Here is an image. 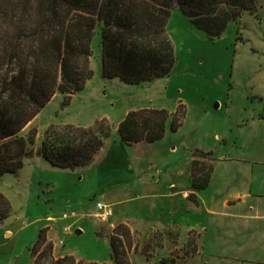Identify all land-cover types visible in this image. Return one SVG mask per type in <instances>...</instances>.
<instances>
[{
    "label": "rangeland",
    "instance_id": "1",
    "mask_svg": "<svg viewBox=\"0 0 264 264\" xmlns=\"http://www.w3.org/2000/svg\"><path fill=\"white\" fill-rule=\"evenodd\" d=\"M167 30L176 53L171 73L167 77L140 84H126L118 78L102 77L101 33L98 30L91 42L92 78L66 105H62L61 94L54 95L41 111L39 126L46 128L50 123L92 124L105 117L114 129L116 125L112 123L136 102L144 101L175 110L182 100L185 104L183 120L188 106L191 111L189 117L197 119L191 141L201 142L206 148L211 146L208 151H212L215 158L212 187L203 188L201 192L207 193L209 200H213V189L225 194L242 186V170L249 164L254 167V178L249 177L248 185L253 180V187L258 190L260 183L256 182V178L261 175L264 179V164L260 163L264 161V124L260 133L250 128H234L226 133L229 128L226 125L248 115L253 105L259 108L257 110L264 111V102L254 93L264 86V0H257L254 12H243L214 39H210L178 9L171 12ZM218 98L230 103L229 117H226L225 109L216 107ZM204 107L218 117L204 120ZM224 131L230 137L226 144L213 140L215 132L222 136ZM42 133L43 130L35 137L34 149L39 146ZM237 139L238 143L235 142ZM197 149L204 151L203 148ZM131 156L130 149L120 153L119 161L111 164L110 170L116 173H108L99 179L94 173L87 174L84 167L56 168L43 158L35 161L34 156L27 157L18 172L1 175L0 192L9 199L12 213L6 220L8 226L0 231V264H31L30 247L38 231L48 224L58 226L54 233L56 241L48 238L47 230L55 257L64 256L57 252L60 249L76 259L109 261V235L117 224L123 222L112 219L113 226L108 222H97L94 207L99 193L96 190H115L120 196L122 203L112 206L114 219L126 212L129 219L135 214H142L143 200L134 198L142 196L144 190L140 185L150 175L146 176L149 172H143L146 168L139 166L131 170ZM247 173L250 174L249 170ZM135 183L139 186L137 189H133ZM219 200L220 195L216 194L215 201ZM161 202L159 198L144 200L149 207L146 214L152 219L157 218ZM72 212L77 214L71 216ZM48 215L56 220L47 222ZM126 225L131 230V248L119 234L117 237L122 241L118 244L121 245L119 249L122 251L124 247L129 264H161V260L165 261L164 264H203L196 256L201 245L198 231L190 232L185 240H178V231L169 233L163 229H153L143 233L138 228ZM6 230L12 233L7 235ZM188 241L192 242L188 245ZM239 248L236 246L238 252ZM241 253L246 252L241 249Z\"/></svg>",
    "mask_w": 264,
    "mask_h": 264
},
{
    "label": "trees",
    "instance_id": "2",
    "mask_svg": "<svg viewBox=\"0 0 264 264\" xmlns=\"http://www.w3.org/2000/svg\"><path fill=\"white\" fill-rule=\"evenodd\" d=\"M256 8L257 0H0V176L18 172L33 156L56 168L87 166L111 136L105 117L87 126L50 123L36 149L37 128L23 132L54 94L60 93L66 105L92 78L91 42L98 30L102 77L140 84L172 71L176 53L167 23L173 10H181L214 39L243 12ZM184 114L181 101L172 113L165 108L130 110L116 132L126 145L153 143L163 138L169 118L176 131ZM191 155V188L198 191L210 184L215 158L212 151L197 148ZM188 199L194 200V194ZM11 213L9 199L0 192V226ZM118 234L131 248V230L119 223L109 235V261L94 262L55 257L47 228H42L30 247L31 264H129Z\"/></svg>",
    "mask_w": 264,
    "mask_h": 264
},
{
    "label": "crops",
    "instance_id": "3",
    "mask_svg": "<svg viewBox=\"0 0 264 264\" xmlns=\"http://www.w3.org/2000/svg\"><path fill=\"white\" fill-rule=\"evenodd\" d=\"M254 93L260 101L264 102V86L258 88V91H254ZM58 94L60 95V93L54 95L58 96ZM77 95H73L71 99L74 100ZM180 101L183 103L182 100ZM216 107L219 110L225 109L226 117L230 116V103L228 101L218 98ZM141 108L166 107L148 104L144 101L136 102L126 108L120 118L112 124L114 126L117 125L130 110ZM257 109L259 108L253 105L248 115L241 118L238 117L233 124L228 123L226 126L229 128L226 133L232 132L234 128H250L253 132L260 133V129L263 128L264 124V111ZM167 110L170 113L174 111V109ZM41 111L28 123L23 132H26L30 127H36L39 134L40 131L45 129L41 128L38 123ZM203 111L204 120L218 117L215 113H211L208 107H204ZM190 112V107L188 106L185 119L176 131L170 129L171 118H169L163 138L153 143L140 141L126 145L120 140L115 127L112 136L105 141L103 147L94 156L92 161L87 166H84L87 174L94 173L98 179L108 173H116L110 170L112 168L111 164L119 161L120 153L128 152L130 149L132 152L129 162L131 170L133 167L139 166L142 169L146 168L143 172H149L146 176L150 175V178L142 186L140 185L144 190L142 196L134 198V200L142 198V214H135L132 219H129L126 212L123 216L114 219L115 210L112 208L113 215L108 223L110 226H113L114 222L111 221L113 219V221L123 222L133 228H138L143 233L152 231L153 229L178 231V240H185L190 232L198 231L201 245L196 256L199 260H202L203 264H264V184H261V182H264V179L261 175L256 178V182L260 183L258 190L254 189L253 180L249 186V177L253 176L254 178V167H252V164H249L245 165L246 167L242 170L244 171L243 181L241 182L242 186L225 194L222 191L219 192L220 190L213 189V200H209L207 193H203L201 190H192L190 172L191 151L195 148H203L204 151H208V149H211V146L206 148L201 142L191 141L196 131L197 119L194 117L190 118ZM80 125L87 126L90 124ZM225 131L222 136H219L215 132L213 140L217 142L222 141L223 144H226L230 137L225 135ZM235 142L238 143V139ZM34 157L35 161L39 162V158L41 157ZM260 163L264 164V161ZM248 170L250 176L247 173ZM181 177L183 178L181 179ZM212 181L213 173L211 182L207 187H212ZM138 187V184L135 183L133 189H137ZM96 192L99 193L97 201H105L111 204V206L122 203L119 199L120 196L118 197V193L115 190L105 192L97 188ZM191 193L194 194V200L188 199ZM216 194L220 195L219 201H215ZM151 198L162 199V205L159 204L158 206V216L153 219L149 214H146L149 213V207L144 203L145 199ZM76 214L72 212L71 216ZM54 220H56L54 216L48 215L46 217L47 222ZM7 226L8 223L5 221L0 226V231ZM57 227L56 225H46L48 238L52 241H56L54 233L58 229ZM68 227L69 225L66 226V228ZM78 232L80 231L78 230ZM6 233L10 235L12 232L11 230H6ZM236 246L241 247L239 248L240 252H238ZM241 249L246 253H241ZM57 252L62 253L61 255H67L65 252L60 251V249H57ZM256 252L259 253L256 254Z\"/></svg>",
    "mask_w": 264,
    "mask_h": 264
},
{
    "label": "built area",
    "instance_id": "4",
    "mask_svg": "<svg viewBox=\"0 0 264 264\" xmlns=\"http://www.w3.org/2000/svg\"><path fill=\"white\" fill-rule=\"evenodd\" d=\"M94 215L97 222L107 223L113 215L111 204L101 200L96 201Z\"/></svg>",
    "mask_w": 264,
    "mask_h": 264
}]
</instances>
